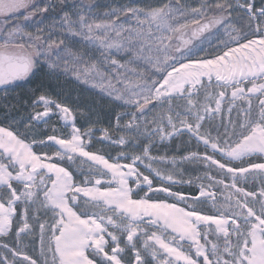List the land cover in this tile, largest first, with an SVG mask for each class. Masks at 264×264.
<instances>
[{
	"label": "snow or ice",
	"instance_id": "obj_1",
	"mask_svg": "<svg viewBox=\"0 0 264 264\" xmlns=\"http://www.w3.org/2000/svg\"><path fill=\"white\" fill-rule=\"evenodd\" d=\"M96 7L0 0V89L43 72L120 109L99 141L115 157L87 150L93 129L47 93L18 123L71 124L38 142L51 155L0 127V264H264V0ZM205 41L215 55L197 58Z\"/></svg>",
	"mask_w": 264,
	"mask_h": 264
},
{
	"label": "rangeland",
	"instance_id": "obj_2",
	"mask_svg": "<svg viewBox=\"0 0 264 264\" xmlns=\"http://www.w3.org/2000/svg\"><path fill=\"white\" fill-rule=\"evenodd\" d=\"M52 2L58 4L59 0H52ZM71 2L72 0H68V3H71ZM90 2L97 6L94 9V11L98 13H103L109 10L111 7H114L118 4L128 3L129 0H90ZM156 2L157 0H132V3L134 5H144V6H147L148 4H155ZM257 3H259V0H257ZM58 11L59 9L57 8L55 11L49 12L46 23H50L52 20V17L55 16L58 13ZM2 23L3 21H0V24ZM31 23L35 24V21ZM30 30L34 31L35 28H32ZM197 43H199V41H197ZM201 46L205 49V51L201 54V57L208 56L210 53L212 55L215 54V53H212V49L209 47L206 41ZM31 77H33L32 81L36 87L35 90L39 92L37 96H39L42 93H47L52 99L57 100L58 102L70 107L74 113V117H75L74 121L78 125V128L81 130V132H84L89 128L93 129V138L91 140L90 147H89L90 150L101 152L105 154L107 157L117 156L118 151L116 148L111 147L110 144L107 143L106 141L103 143L99 141H100L102 130L106 128H111L114 125L115 114L117 111H120V109L114 108L113 105L108 103L107 99H102L101 95L99 94L97 90H92L84 86H79L77 85V83L73 82L72 80L66 81L63 78H61V80L58 82V86H56L48 79L47 76L44 75L43 72H38L36 73V75L31 76ZM25 98H26L25 96H22L23 102H25ZM36 111H42V107H40ZM224 112L227 113L226 108H224ZM8 113L10 114V116L12 115L10 110H8ZM2 114H3L2 116H4L6 112H3ZM151 115L152 113L149 114V118H151ZM233 115H235V113H233ZM49 121L51 123V126H50L51 131H52L53 125H56V134L67 136L68 129L63 127L60 121H58L57 117L54 116ZM41 125L42 123L35 126L33 130L30 131L31 134H36L38 133L39 130H42ZM98 129H100V131ZM48 134H53V133H48ZM118 135L120 134L114 131L112 132V136L115 137ZM84 139L87 140L88 137H84ZM183 139L187 141V137H184ZM30 140H33V138ZM184 147H186V145H182L179 140H175L171 142L170 147L166 149H160V154L163 155L167 151L168 155L171 156L175 154L176 150L182 149ZM191 149L193 151L196 150V146L194 143L191 145ZM47 150H48L47 152L50 154H52L55 151L51 147H47ZM37 151L43 152L41 150H37ZM153 154H156V150H154ZM78 164H79V161H77L76 165L72 166L73 172H76V173L79 172ZM185 167L187 168V173L185 175V178H188V176L190 175L191 176L203 175L202 172L198 170H194L191 166L186 165ZM85 170H86V166H85ZM249 187H252V185H249ZM184 191L186 192L195 191V188H191V189L187 188V189H184ZM204 207H205V210L207 209L210 210L209 208L211 207V202L209 201V203L206 204ZM13 237H14V233H13ZM13 237H5L2 239H6L9 242H11ZM29 239H32V238L31 237L26 238L25 243H27ZM27 251L34 258L39 257L40 253H39L38 232H37L36 244L34 246L30 245L27 248ZM125 259H128V257L126 256Z\"/></svg>",
	"mask_w": 264,
	"mask_h": 264
},
{
	"label": "flooded vegetation",
	"instance_id": "obj_3",
	"mask_svg": "<svg viewBox=\"0 0 264 264\" xmlns=\"http://www.w3.org/2000/svg\"><path fill=\"white\" fill-rule=\"evenodd\" d=\"M33 77L27 78L26 80L17 81L16 84L9 89H0V124L12 129L15 133H26V139L30 140L33 137L35 139H43L48 133H53L50 130L51 123L48 122L47 125L42 124L41 129L36 134H31L30 131L26 132L24 123H18L22 117H26L29 113H34L33 111L38 110L33 109L30 104L37 97L39 93L36 91V87L32 81ZM31 91H30V90ZM28 90V91H26ZM29 94H28V93ZM22 96H25V102H23ZM23 103V104H22ZM8 110L12 113H8ZM3 112H6L4 116H2ZM38 150H45L44 148H37ZM158 182L154 180V184Z\"/></svg>",
	"mask_w": 264,
	"mask_h": 264
},
{
	"label": "bare ground",
	"instance_id": "obj_4",
	"mask_svg": "<svg viewBox=\"0 0 264 264\" xmlns=\"http://www.w3.org/2000/svg\"><path fill=\"white\" fill-rule=\"evenodd\" d=\"M213 55H215V54H213ZM202 57H203V56H202ZM202 57H197V58H202ZM213 106H214V105H213ZM222 107H223V109H224V108L227 109V108H228V102L225 101V103L222 105ZM60 123L62 124V122H60ZM62 125H63V124H62ZM75 126H76V125H75ZM0 127H6V126L0 125ZM76 127H77V126H76ZM6 128H9V127H6ZM67 129H68V133H67V136H68V135L70 134V132H71V124L69 125V127H68ZM9 130L12 131L10 128H9ZM98 130L100 131V129H98ZM13 132H14V131H13ZM48 135H51V134H48ZM26 142H27V143H30V144L32 143L31 140H26ZM106 142H107V141H106ZM107 143H109V142H107ZM36 147H38V148L40 147V148L47 149V148H45V147H41V145L39 146L38 141H37V143L33 145V149H34V151L37 152L38 154H39V153H42V152H38V151H36V149H35ZM51 148L55 150V147H51ZM87 150L92 151V152H96V153H98V154H103V153H101V152H97V151H94V150H90V148H88ZM103 155H105V154H103ZM105 156H106V155H105ZM106 157H107V156H106ZM72 166H73V165H72ZM72 166H71V169H70V170H72ZM72 171H73V170H72ZM156 181H157L159 184H157V185L154 184V186H160V183H161V182H160L158 179H157ZM187 188H188V186H184L183 190H184V189H187ZM209 209L212 210L211 207H210ZM185 246H186V245H185Z\"/></svg>",
	"mask_w": 264,
	"mask_h": 264
},
{
	"label": "water",
	"instance_id": "obj_5",
	"mask_svg": "<svg viewBox=\"0 0 264 264\" xmlns=\"http://www.w3.org/2000/svg\"><path fill=\"white\" fill-rule=\"evenodd\" d=\"M75 125H76V123H75ZM76 126H77V125H76ZM77 127H78V126H77ZM44 139H45V138H44ZM36 141H38V142H39L40 140H36Z\"/></svg>",
	"mask_w": 264,
	"mask_h": 264
}]
</instances>
